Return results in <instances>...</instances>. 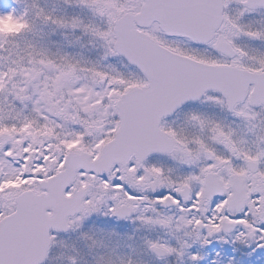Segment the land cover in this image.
Segmentation results:
<instances>
[{"label": "snow or ice", "instance_id": "1", "mask_svg": "<svg viewBox=\"0 0 264 264\" xmlns=\"http://www.w3.org/2000/svg\"><path fill=\"white\" fill-rule=\"evenodd\" d=\"M0 264H264V0H0Z\"/></svg>", "mask_w": 264, "mask_h": 264}, {"label": "rangeland", "instance_id": "2", "mask_svg": "<svg viewBox=\"0 0 264 264\" xmlns=\"http://www.w3.org/2000/svg\"><path fill=\"white\" fill-rule=\"evenodd\" d=\"M42 4L51 7L53 4H58V0H41ZM47 31V29H45Z\"/></svg>", "mask_w": 264, "mask_h": 264}]
</instances>
